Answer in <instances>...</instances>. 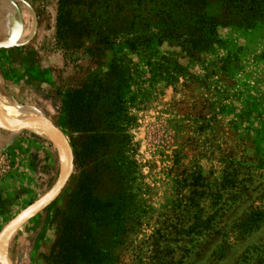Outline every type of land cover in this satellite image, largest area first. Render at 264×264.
<instances>
[{
  "label": "rangeland",
  "instance_id": "obj_1",
  "mask_svg": "<svg viewBox=\"0 0 264 264\" xmlns=\"http://www.w3.org/2000/svg\"><path fill=\"white\" fill-rule=\"evenodd\" d=\"M120 13V0H0V46L14 39L0 47V110L50 121L73 159L65 178L59 137L0 126V264H264V24L221 13L208 50L164 45L165 81L124 46ZM118 107L127 137L89 140ZM99 191L121 215L106 226L95 210L83 244L77 203Z\"/></svg>",
  "mask_w": 264,
  "mask_h": 264
},
{
  "label": "trees",
  "instance_id": "obj_2",
  "mask_svg": "<svg viewBox=\"0 0 264 264\" xmlns=\"http://www.w3.org/2000/svg\"><path fill=\"white\" fill-rule=\"evenodd\" d=\"M122 12L120 19L124 31V46L133 53H145L147 58L144 63L150 74L158 73L163 80L168 81L172 77V61L166 55L160 56L161 48L164 45L180 43L183 47L191 48L194 51H206L215 43L216 29L220 25L221 13H228L227 23L237 24L241 28L255 27L257 24H264V0H120ZM216 6L217 15L208 14V8ZM111 21L116 14L111 13ZM232 21H230V19ZM90 31H95L94 29ZM94 36V33H92ZM100 38V37H99ZM99 96L104 105L111 104L112 98L109 95ZM115 100H119L118 97ZM119 113H112L107 116L109 122L105 129H88V139L101 141L113 139L116 134L125 133L121 122L125 120L126 109L118 107ZM121 135V136H122ZM127 137V136H125ZM88 184L85 185V187ZM84 187V188H85ZM112 193L88 192L85 200L77 203L80 210L76 220L82 224L83 231H79L81 243L89 241L92 234L86 223L95 218V210L101 214H107L108 218L104 223L112 226L121 213L117 207L121 197L116 199ZM125 202V200L123 199ZM124 217H130V210L125 211ZM117 240L113 245L119 244L117 234L111 236ZM82 239L83 242H82ZM84 246V245H83Z\"/></svg>",
  "mask_w": 264,
  "mask_h": 264
},
{
  "label": "water",
  "instance_id": "obj_3",
  "mask_svg": "<svg viewBox=\"0 0 264 264\" xmlns=\"http://www.w3.org/2000/svg\"><path fill=\"white\" fill-rule=\"evenodd\" d=\"M14 40V39H13ZM13 40H10V41H7V42H5L4 44H2L0 47H7V46H9L11 43H13L12 41ZM41 122H44V123H46L54 132H55V134L59 137V139H60V141H61V143H62V145H63V147H64V149L66 150V152H67V154H68V159H69V169L67 170V173H66V175H65V178H67V176H68V174H69V171H70V169H71V167H72V155H71V152H70V149H69V146H68V144H67V141H66V138H65V136L63 135V133L60 131V130H58L55 126H53L52 124H51V122L50 121H48V120H46V119H42V121ZM28 125H34V126H36V120H28V121H25V122H22V123H20V124H13V125H9V124H7L6 122H0V126H2V127H5V128H7V129H11V130H15V129H17V128H20V127H22V126H28ZM58 193H59V191H55V193H54V197H56L57 195H58ZM42 207H44V204H39V205H37V206H35L34 208H33V210H32V212L30 213V214H22V215H20L18 218H17V220L16 221H14L13 222V224H12V226L13 225H16L19 221H21V220H24V219H26V220H28V219H30L32 216H34Z\"/></svg>",
  "mask_w": 264,
  "mask_h": 264
},
{
  "label": "bare ground",
  "instance_id": "obj_4",
  "mask_svg": "<svg viewBox=\"0 0 264 264\" xmlns=\"http://www.w3.org/2000/svg\"><path fill=\"white\" fill-rule=\"evenodd\" d=\"M0 118H13V119H16V120H19L22 122L28 121V120H36V127H38L41 130L46 131L47 134L50 135L58 143L59 139H58V136L54 133V131L49 126H47L46 123L41 122L42 118L40 116L35 115L33 112H31L29 110L27 111L25 109H20V108L0 110ZM6 241H7V239H6ZM6 241H5V243L3 242V246H1V250L3 252L6 251V245H7Z\"/></svg>",
  "mask_w": 264,
  "mask_h": 264
}]
</instances>
